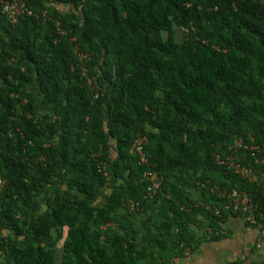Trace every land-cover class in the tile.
I'll return each mask as SVG.
<instances>
[{
	"label": "trees",
	"instance_id": "1",
	"mask_svg": "<svg viewBox=\"0 0 264 264\" xmlns=\"http://www.w3.org/2000/svg\"><path fill=\"white\" fill-rule=\"evenodd\" d=\"M22 1L0 0V264H171L234 213L210 186L264 212L217 161L264 147V0Z\"/></svg>",
	"mask_w": 264,
	"mask_h": 264
},
{
	"label": "built area",
	"instance_id": "2",
	"mask_svg": "<svg viewBox=\"0 0 264 264\" xmlns=\"http://www.w3.org/2000/svg\"><path fill=\"white\" fill-rule=\"evenodd\" d=\"M1 2L5 14L12 22H16L19 16L33 15V11L22 0H1ZM95 83V78L89 80L93 90L98 88ZM147 141V136L140 134L134 141L131 150L138 155L140 163L147 166L143 175L149 182L147 187L148 194L152 195L161 188L162 177L149 168V160L144 150ZM229 151L231 153L225 157L217 155L218 163L228 169L235 170V172L247 178L250 182L256 183L264 189V170L260 167L264 166V147L258 144H250L243 138L235 137L229 145ZM242 151L244 155L239 154ZM246 154H250L254 158V162H245ZM3 183L4 180L0 177V187ZM210 188L221 198L226 199L225 209L241 215L248 225L259 227L261 234L264 235V212L260 210L259 205L246 191H241L238 188L224 189L220 186H210ZM206 207L216 214L221 213L220 207L213 208L210 205H206ZM260 220H263V223H260ZM260 246L261 244H258V247ZM261 264H264V261Z\"/></svg>",
	"mask_w": 264,
	"mask_h": 264
},
{
	"label": "crops",
	"instance_id": "3",
	"mask_svg": "<svg viewBox=\"0 0 264 264\" xmlns=\"http://www.w3.org/2000/svg\"><path fill=\"white\" fill-rule=\"evenodd\" d=\"M204 222L200 233L206 234V239L171 264H261L264 261V235L259 227L248 225L241 215L230 213L215 227L209 226L207 220Z\"/></svg>",
	"mask_w": 264,
	"mask_h": 264
},
{
	"label": "rangeland",
	"instance_id": "4",
	"mask_svg": "<svg viewBox=\"0 0 264 264\" xmlns=\"http://www.w3.org/2000/svg\"><path fill=\"white\" fill-rule=\"evenodd\" d=\"M183 33H184L183 30H180V31H179V35H180V36H183ZM60 247H61V244H60ZM60 255H61V249L59 250L58 261H59V259H60Z\"/></svg>",
	"mask_w": 264,
	"mask_h": 264
}]
</instances>
